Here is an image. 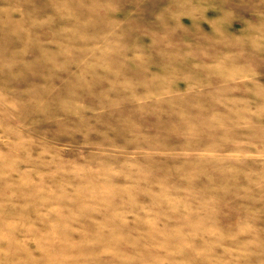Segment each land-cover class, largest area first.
Segmentation results:
<instances>
[{"label": "rangeland", "instance_id": "1", "mask_svg": "<svg viewBox=\"0 0 264 264\" xmlns=\"http://www.w3.org/2000/svg\"><path fill=\"white\" fill-rule=\"evenodd\" d=\"M263 17L0 0V264H264Z\"/></svg>", "mask_w": 264, "mask_h": 264}, {"label": "bare ground", "instance_id": "2", "mask_svg": "<svg viewBox=\"0 0 264 264\" xmlns=\"http://www.w3.org/2000/svg\"><path fill=\"white\" fill-rule=\"evenodd\" d=\"M251 3H252V1H251ZM254 4H256V3H254ZM257 4H258V2H257ZM259 5V4H258ZM246 7V6H245ZM254 7V6H253ZM260 8V7H259ZM258 8V9H259ZM255 9V8H254ZM262 10V9H261ZM254 11H256V10H254ZM258 14V13H257ZM251 15V14H250ZM260 15V14H259ZM262 15H263V13H262ZM262 15H260V16H262ZM253 16H254V14H253ZM248 18H250V17H248ZM264 18V17H263ZM251 19V18H250ZM248 21H250L249 19H247ZM252 21V20H251ZM262 21V20H261ZM264 21V20H263ZM254 22V21H253ZM258 23V22H257ZM262 23V22H261ZM261 23H258V25H260V26H257V27H261L262 28V26L264 27V24L261 26ZM264 23V22H263ZM248 24V23H247ZM257 25V24H256ZM257 27H254V28H257ZM250 29V28H249ZM251 29H252V27H251ZM264 29V28H263ZM255 30V29H254ZM259 30H261L260 28L258 29V31ZM249 31H251V30H249ZM256 31H257V29H256ZM257 31V32H258ZM263 31V30H262ZM231 32V31H230ZM261 31H259V33H260ZM264 32V31H263ZM246 33V32H245ZM249 33V32H248ZM247 33V34H248ZM252 33H253V31H252ZM255 34V33H254ZM258 34V33H257ZM256 35V34H255ZM260 35H261V33H260ZM260 37V36H259ZM261 37H264V35L263 36H261ZM261 42H262V40H260ZM260 44H262V43H260ZM262 46V45H261ZM263 47V46H262ZM262 47H261V50H263L262 49ZM261 50L259 51V53L261 52Z\"/></svg>", "mask_w": 264, "mask_h": 264}]
</instances>
